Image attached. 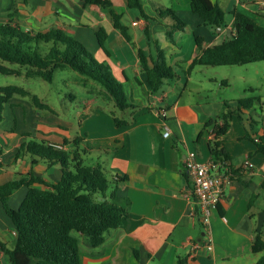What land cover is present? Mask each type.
<instances>
[{
  "label": "crops",
  "instance_id": "crops-1",
  "mask_svg": "<svg viewBox=\"0 0 264 264\" xmlns=\"http://www.w3.org/2000/svg\"><path fill=\"white\" fill-rule=\"evenodd\" d=\"M109 1L121 15L129 40L113 26L108 10L84 7L79 0H0V22L9 21L6 17L16 12L10 19L14 25L34 33L57 28L82 42L121 84L132 105L120 111L106 91L94 87L87 93H97V97L78 105L77 120L66 122L56 118L54 108L36 94L51 109L43 111L51 115L42 116L24 98H12L0 124V185L19 175L27 178L32 174L48 184L60 179L59 165L48 166L47 161L26 152L17 158L19 147L30 139L62 145L65 151L77 149L84 164L101 165L109 175L125 178L117 193L130 201L129 220L107 231L102 245L92 247L84 236L74 234L80 245V264H256L264 254L252 250L256 235L264 240V154L257 147L258 141L264 140V114L253 116L256 109L244 111L240 120L234 113L240 98L234 100L222 92V87L230 86V78L219 73L209 76L207 67L193 66V62L201 54L199 45L206 49L234 35V13L245 14L264 26V4L257 0H211L226 13L225 25L211 28L192 13L190 0H141L148 19L129 8L128 0ZM158 8L175 11L186 29L174 32L169 40L166 31L171 22L158 17ZM99 29L106 33L102 45L96 36ZM156 46L163 50L175 76L152 95L138 51L156 57ZM242 67L229 70L240 72ZM20 76L26 77V73L21 70ZM240 78L248 80L243 74ZM202 79L219 86L214 99ZM80 84L91 85L85 78ZM227 111L232 112L230 128L221 142L230 161L220 164L214 173L227 176L229 181L212 213L214 247L208 251L198 206L186 197L190 182L183 172V161L191 151L200 162L211 161L205 125L210 121L221 124L219 118ZM114 118L127 124L117 126ZM164 124L170 129L168 138L163 137ZM77 138V146L72 145ZM247 159L254 165L252 170L243 168ZM26 191L22 187L14 192L9 204L17 198L19 207ZM2 211L0 204V233L14 239ZM194 244L200 248L195 250Z\"/></svg>",
  "mask_w": 264,
  "mask_h": 264
},
{
  "label": "trees",
  "instance_id": "trees-1",
  "mask_svg": "<svg viewBox=\"0 0 264 264\" xmlns=\"http://www.w3.org/2000/svg\"><path fill=\"white\" fill-rule=\"evenodd\" d=\"M79 1L84 7L108 10L113 26L129 40L126 27L120 23L121 15L109 0ZM127 6L138 10L142 17L148 19L141 0H128ZM190 7L205 26L218 28L226 23V13L211 0H190ZM156 11L159 18L171 22L166 31L169 40H172L174 32L186 29V23L172 9L158 8ZM16 15L13 12L6 17L9 21L0 22L1 75L20 76L23 67H29L26 68V77H39L52 83L56 71L69 68L99 83L116 109L126 111L132 108L121 84L82 42L57 28L44 33L26 31L10 20ZM233 17L234 35L230 39L206 49L199 45L197 39L201 54L194 60L193 66H244L264 61V26L242 13H234ZM96 36L102 45L106 39L104 29H99ZM156 49V57H147L139 50L138 58L149 87L157 91L175 74L167 65L163 50L158 46ZM41 51L46 52L42 54ZM14 97L29 98L38 110H51L23 87L3 86L0 87V124L4 119L6 104ZM257 105L260 108L264 105L260 97L240 98L234 113L242 120L241 114L254 110ZM231 116L232 112L227 111L219 118L221 124L210 121L205 125L207 130L213 128L216 135V139L210 141L211 160L214 162L230 161L221 139L230 128ZM114 120L117 126L127 124L118 118ZM77 144L78 138L72 141V145ZM257 147L264 154V140L258 141ZM23 152L47 161L48 166L59 165L61 177L55 183L48 184L32 174L27 178L19 175L0 185V204L14 232L12 249L0 241V251L9 264H80V245L74 234L84 236L92 247H98L103 244L107 231L117 229L129 220L130 201L117 193L118 185L125 178L109 175L101 165H85L77 149L58 150L30 139L19 147L17 158ZM37 184L47 188L34 186ZM22 187L27 188L26 194L19 207L14 209L9 199ZM252 250L264 252L261 235L255 236ZM256 264H264V254Z\"/></svg>",
  "mask_w": 264,
  "mask_h": 264
},
{
  "label": "rangeland",
  "instance_id": "rangeland-1",
  "mask_svg": "<svg viewBox=\"0 0 264 264\" xmlns=\"http://www.w3.org/2000/svg\"><path fill=\"white\" fill-rule=\"evenodd\" d=\"M25 30L30 31L28 29ZM45 52L46 51H41L42 54H44ZM238 67L239 66H224L215 68L207 67L206 69L209 72H207L206 74L211 76L219 73L221 76H228L230 78V86L227 88L222 87L223 95L229 96V98L237 100L238 98L245 97H260L261 101L264 102V61L245 65L243 67L246 68H240L242 69L240 72H230L229 70L237 69ZM26 68L29 69V67H23L22 71L26 72ZM241 74L247 76L248 80L244 82L240 78ZM82 78L85 77L72 71L69 68L58 70L52 83H47L39 77L26 78L25 76H8L0 74V87H23L32 94H36L42 97L44 102L50 104L55 110L56 118H59L66 122H74L75 120H77L75 119L77 116L76 113L80 111V109L77 108L78 105H80L83 101H86L87 98L95 99L97 97L95 96L97 93H94L93 96V94H88L87 92L89 90H94V87L104 90V88L99 83L87 78L85 79L90 81L91 85H88L86 87L82 86L80 84V80ZM202 80L205 84L208 85L206 89L211 90V93H209V97L211 99H214V97L217 95V92H219V86L211 83L210 81L208 82L207 79ZM71 95H74L75 99H72ZM24 100L27 103H31L29 98H24ZM229 105L234 106L235 104L229 103ZM255 109L256 111L252 113L253 116L259 115L261 113L264 114V105L262 106V109H260L259 105H257ZM38 112L41 113L42 116L50 114L49 112L43 110H39ZM85 164L88 165V161H86ZM16 199L17 198H13L10 201V205L14 209H17L18 207ZM1 216L9 222L3 211L1 212ZM0 241L5 242L8 248L12 249L14 246L13 237H11L6 232L0 233ZM0 264H9L7 257L3 255L2 251H0Z\"/></svg>",
  "mask_w": 264,
  "mask_h": 264
},
{
  "label": "built area",
  "instance_id": "built-area-1",
  "mask_svg": "<svg viewBox=\"0 0 264 264\" xmlns=\"http://www.w3.org/2000/svg\"><path fill=\"white\" fill-rule=\"evenodd\" d=\"M264 4V0H257ZM149 92L152 95H156L157 91L149 87ZM165 117V112L162 113ZM170 136L169 127L164 124L163 137L168 138ZM208 140L214 141L216 135L213 128L208 130ZM55 149L64 150L62 145H51ZM226 163V162H225ZM220 164L214 161L209 163H202L199 161L197 154L194 151L189 152L183 161V172L186 178L190 182L186 197L193 198L198 206L201 214V225L204 227V247L208 251L213 250V236L211 231V217L212 213L216 210L219 202L224 195V189L229 181V178L225 175L215 174L214 170L219 167ZM253 163L247 159L243 163V168L252 170ZM193 248L196 250L200 248L198 244H194Z\"/></svg>",
  "mask_w": 264,
  "mask_h": 264
}]
</instances>
